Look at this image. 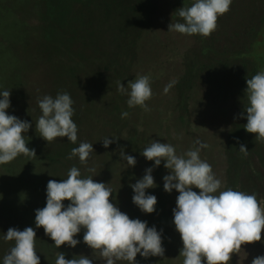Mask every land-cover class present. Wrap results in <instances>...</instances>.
<instances>
[{"label":"rangeland","instance_id":"rangeland-1","mask_svg":"<svg viewBox=\"0 0 264 264\" xmlns=\"http://www.w3.org/2000/svg\"><path fill=\"white\" fill-rule=\"evenodd\" d=\"M171 4L172 0H155L153 6H149L153 7V22L142 26L138 12L140 8H137L135 0H0V91H11V110L13 113L19 112L17 117L23 120L21 111L24 107L39 109L38 100L43 96L55 98L58 93L67 92L74 102L73 122L84 126L76 144L68 142L66 146L64 138H57L50 144L46 143L45 149L52 150L54 146V152L64 149L68 153L81 142H93L97 151L100 149L102 140L93 137L96 129L93 128V119L88 118L87 114L88 111L93 112L94 121H108L106 97L109 96L107 100L111 101L114 94L119 92L115 70L128 64L125 75L134 79L138 75L150 77L152 97L147 105H150V116L146 146L153 140H163V143L172 144L180 155L198 147L195 141L199 139L208 145L200 150V158L211 165L223 185L226 169L224 150L227 147L224 134L229 129L230 121L240 115L237 106L247 103L245 91H242L247 86V78L264 71V0H232L230 10L222 17L229 20L235 17L234 23L238 27H229V30L231 34L238 31L239 35L232 38L226 35L229 33L226 30V34H220L223 44L215 45L220 46L216 50V61L226 62L228 66L220 68L202 58V63L206 65L200 73L202 80L198 81L197 88L190 91V97L185 102L186 112L174 96L173 88L164 93L165 86L176 81L180 68L179 58H170L167 51H190L198 47L199 41L194 36L168 32V26L173 21ZM243 15L245 17L241 22L238 16ZM260 23L262 26L258 30ZM229 55L236 58L227 61ZM243 56L248 59H241ZM72 64L81 66L75 68L71 67ZM236 74L244 77L242 84L237 82ZM97 94L103 95L102 98H97ZM89 95L92 96L93 106L87 108ZM179 115L182 116L181 121L177 120ZM246 148L251 169L242 166L238 179L243 187L248 186L245 188L247 193L255 194L258 202L264 205V181L258 178L264 176V164L261 162L264 143L256 142L255 134L249 133ZM120 149L121 146H118L115 150L118 155ZM94 155L93 152L90 154L95 159V172H89L88 166L86 170V164H81L79 158H75V164L82 167L86 174L83 178L92 177L96 182L105 184L108 180L112 181L110 174L101 170L104 160L98 154ZM136 161L141 176L139 179L145 175L146 167L154 168L152 174L156 187L146 191L150 195L158 193V181L162 175H169V170L163 169L157 173L160 167H155L154 161H148L143 156L137 157ZM193 190L199 192V189ZM123 194L127 193L124 191ZM123 194L120 196L124 197ZM178 195L177 191H172L164 256L150 257L148 264L153 263L154 258L160 259L163 264H182L183 258L179 254L183 244L173 222ZM68 203L65 201V206ZM136 211L139 212V209L136 208ZM26 227H32L34 231L39 229L30 223L19 230ZM43 232L37 233L35 240L40 264H53L50 257L59 251L65 254L66 259L79 256V253L88 256L89 247L83 242V229L76 237L80 241L77 248L66 245L52 250L48 248L52 240ZM173 237L174 242H170L169 239ZM10 248L1 246L0 264H3V257ZM253 251V244L242 246L241 252L234 255L236 264H249ZM117 264L127 262L118 261Z\"/></svg>","mask_w":264,"mask_h":264},{"label":"clouds","instance_id":"clouds-1","mask_svg":"<svg viewBox=\"0 0 264 264\" xmlns=\"http://www.w3.org/2000/svg\"><path fill=\"white\" fill-rule=\"evenodd\" d=\"M232 0H194L191 6H184L175 13L183 22L169 24L168 32L187 36L210 37L217 28L219 17L230 10ZM244 113L247 123L243 125L247 133L255 134L256 142L264 143V71L246 80ZM170 82L164 88L167 94L173 87ZM118 91L128 96L129 108L137 106L150 111L146 102L152 97L150 77L138 75L125 87L118 82ZM11 91H0V165L14 161L19 155L36 157L35 149L27 147L24 134L32 128L27 120L9 115ZM73 100L67 92L58 93L55 98L45 95L38 100L41 115L35 121L36 132L48 144L57 138H67L73 144L78 140V127L73 122ZM129 116L121 112V119ZM223 131V129H221ZM103 147L108 148L113 140L106 137ZM194 147L178 155L172 144L153 140L141 155L154 161L155 167L164 162L170 174L163 177L164 191H177L176 207L173 209L175 230L179 233L183 247L179 257L182 264H230L233 255H238L242 246L262 240L264 236V206L255 194L243 191H220L222 182L216 177L209 163L200 158V150L208 145L197 139ZM93 145L79 143L71 150L68 159L78 157L86 164ZM244 155L248 149L239 145ZM122 160L129 167H135L134 156L119 150ZM89 172H95L89 168ZM154 168L145 170L142 179L130 184L134 195L133 203L142 213L156 211L157 197L147 194L148 189L156 187ZM199 189L197 193L193 189ZM218 193V194H217ZM112 188L109 184L96 182L92 177L81 178L80 170L73 166L67 178L47 183L46 206L35 211V226L43 228L45 235L60 249L71 248L80 243L76 237L84 230L83 242L99 255L104 264H137V256L145 259L163 257L162 233L155 226L149 227L146 221L131 219L111 202ZM65 201L68 205L65 206ZM0 239L14 242V246L3 257V264H40L35 250L36 232L32 227L24 230L9 228ZM55 264H93L88 256H74L66 259L63 252L56 255ZM252 264H264V256L253 258Z\"/></svg>","mask_w":264,"mask_h":264},{"label":"trees","instance_id":"trees-1","mask_svg":"<svg viewBox=\"0 0 264 264\" xmlns=\"http://www.w3.org/2000/svg\"><path fill=\"white\" fill-rule=\"evenodd\" d=\"M135 2H137V8H140L138 9V12L140 15L141 25H148V23L151 24L153 22L151 9H153V7L150 8L149 6H153L155 0H135ZM172 2L173 4H171V19L174 22H183L175 12L184 6H191L194 0H172ZM134 8H136V6ZM243 17H245V15L241 17L238 16V19L240 21L244 20ZM234 19L235 17L231 18V20L226 19V17H219L217 28L210 37L205 38L199 35L194 36L196 41H199L198 47H194V49L191 48L190 51L183 50L180 53H177L176 51H172L171 49L170 53V49H168L167 53L170 55V58H179L180 68L177 74L176 81H174L175 83L173 84L172 88L174 89V96L178 98V103L184 112L187 111L185 102L190 97V91L193 88H197L199 83L198 81L202 80L200 78V73L206 66L202 63V58H204L203 60L210 62L211 64L219 65L220 68H226L228 66V63L226 62L220 60L216 61L217 59H215V57L218 52L216 50L217 48L219 49L220 46L215 47V45L223 44V40L220 37V34L222 36V34H226L227 31H229V33L226 35L232 36V38H234L233 35H239L238 31H236L235 34H231L229 30V27H233L234 29L238 27V25H235ZM261 26L262 23H260L258 30ZM258 30L256 31L253 39L256 37ZM91 36L89 38H91ZM236 40L240 41L239 39ZM236 40L234 39L233 41ZM75 55L81 56L78 53H75ZM232 58L236 57L233 55H229L227 61L231 60ZM244 58L247 57H241V59ZM251 62L254 65L256 64L252 60ZM36 64L39 65V63ZM36 64H34V66ZM73 66L75 68H80L81 65L72 64L71 67ZM127 67L128 64H124L121 68L115 70V74L118 77L117 81L119 83H122L126 87L128 86L129 81L134 80V78L124 74L127 70ZM40 69L42 68L40 67ZM236 77L238 78L237 82L239 84H242L244 81V77L241 74H236ZM246 87L247 86L245 85V87L242 88V91H245ZM96 96H98V94ZM102 96L103 95H99L97 98H102ZM108 97L109 96H107L106 98L109 99ZM89 99L90 103L87 104V108H90V106L92 105L93 100L91 95H89ZM107 99L106 104L108 106V110L106 115L109 116L107 117L108 121H94V113L90 111H88L87 116L88 118L93 119V128L96 129L93 133L94 138H98L103 141L106 137H108L109 139L113 140V143L107 149L103 147V143L101 141V146L98 151L92 142L94 148L93 153H95L94 156L98 154L104 160L101 170H105L106 172H108L112 180H108V182L106 183L109 184L113 191L111 202L116 205L122 212L127 214L131 219H143V221L147 222L148 226H155L156 229L162 233L164 247L168 240V231L166 227L168 224V220H170V211L172 207V192L168 193L163 190V177L166 175H162V178L159 179L157 189L158 193L154 194L157 197L158 201V208L156 209L155 213L150 215L142 213L140 209L133 203L132 197L134 195V192L130 187V184H135L137 180H139V177H141L139 175L137 163L135 167H129L126 161L122 160L121 156L118 155V152H115L116 148L118 146H121V148L124 149L126 155L130 154L134 156L135 159L137 157H142L139 155H141V152L147 147L146 135L148 132L147 130L149 126L150 111H145L139 106L135 108H129L127 105L128 96L125 94H121L120 92H116L111 101ZM146 104L148 105L149 102L147 101ZM149 106L148 108L150 109ZM14 108L16 109V107ZM237 108L238 110L240 109V115H236L235 119L230 121L229 129L227 133L224 134V141L225 145L227 146L224 150V163H226V169L224 171V182L221 187V191L232 188L233 190L243 191L247 193L245 188H247L248 186L243 187L241 185V182L238 179V174L242 166L251 169L248 155H244L239 151L240 144H244L246 146L249 133H247L243 127V125L247 123V120L245 118H241V114L246 116V113H244V106H237ZM22 110L23 111H21V114L24 118L23 120H27L32 124V128L28 131V133L24 134L26 143H28L27 147L29 149H35L36 157L25 156L21 154L14 161L8 164L0 165V237H2L3 234H6L9 228L19 229L22 226H28V224L30 223L35 225V211L46 206L47 183L50 179H55L57 181H60L61 178L66 179L69 169L73 166L77 167L80 172L82 170L81 178L86 175L83 172L82 167L75 164V162L77 161L75 159L76 157H74L73 159H68V156L71 152L65 153L64 149H60V151L58 149L59 152H54V146H52V150L45 149V145L47 142L39 136V133L36 132L35 126V121L42 114L41 110H39L38 108L35 110H31L27 109L26 107H24ZM7 111L9 115H15L16 117L19 113H13L14 111L11 110V108H9ZM122 111H127L129 113V116L125 119H121ZM177 120L181 121L182 116L179 115L177 117ZM75 124L77 125L79 130L78 134L83 132L84 126L80 127V124H77L76 122ZM64 140L66 141L65 145L67 146L69 141L67 140V138H64ZM161 143H163V140H161ZM92 156H90L88 163H86V165L84 166L85 169L87 168V166L88 168H95V159L93 160ZM261 162L262 164H264V158L261 159ZM159 167L157 173L162 172L163 169H165L166 171L168 170L164 167V162H162ZM147 168L148 167H146V169ZM258 178L264 181V176ZM124 191L127 194H123ZM121 194H123L124 197H121ZM147 194H150L149 191H147ZM136 208L139 209V212L136 211ZM35 232L37 235V233L43 232V229L39 228ZM43 235L46 236L45 232H43ZM169 240L170 242H174L175 238L173 237ZM3 245L12 247L14 246V242H5L3 241V239H0V248ZM253 246L254 251L250 254L249 264H252L253 258L257 256H264V236H262V240L260 242L253 244ZM180 247L182 248L183 245ZM48 248L50 250L54 248L57 249L56 247H54V241L48 243ZM57 253L53 254L50 257V261L53 258V264H55ZM86 254L88 255V257L93 259V264H104L103 260L99 257L98 254L93 255V252L90 248ZM78 255L80 256L84 254L79 253ZM234 257L235 256L233 255L230 264H236ZM157 260H155L154 258L153 261L155 263L153 262L151 264H163L160 259ZM137 264H148V262L147 259L138 255Z\"/></svg>","mask_w":264,"mask_h":264}]
</instances>
